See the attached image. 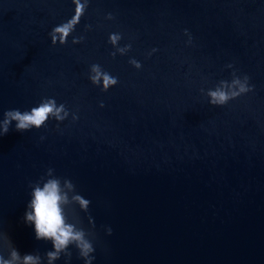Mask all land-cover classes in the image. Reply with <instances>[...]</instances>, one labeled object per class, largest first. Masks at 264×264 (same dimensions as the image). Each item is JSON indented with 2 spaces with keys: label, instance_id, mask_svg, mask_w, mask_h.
Returning a JSON list of instances; mask_svg holds the SVG:
<instances>
[{
  "label": "water",
  "instance_id": "obj_1",
  "mask_svg": "<svg viewBox=\"0 0 264 264\" xmlns=\"http://www.w3.org/2000/svg\"><path fill=\"white\" fill-rule=\"evenodd\" d=\"M75 16L73 0H0V120L49 98L68 112L0 136V254L47 264L24 215L52 169L89 201L65 212L91 264H264V0H86L52 44ZM93 65L117 83L93 85ZM233 76L251 90L209 104ZM68 251L53 264H85Z\"/></svg>",
  "mask_w": 264,
  "mask_h": 264
},
{
  "label": "clouds",
  "instance_id": "obj_2",
  "mask_svg": "<svg viewBox=\"0 0 264 264\" xmlns=\"http://www.w3.org/2000/svg\"><path fill=\"white\" fill-rule=\"evenodd\" d=\"M76 5V16L59 26L53 28L50 33L52 44L59 41L60 44L66 42L67 37L72 33L75 25L79 22V18L83 15L86 7V0L82 3L81 0H73ZM118 34H111L109 42L115 46L119 41ZM78 40L74 39L73 43ZM127 48H118L123 54ZM136 68L140 64L136 61H130ZM90 80L93 85H99L102 90L106 91L109 87L117 83L115 77L103 72L98 65L91 67ZM247 77L243 81L233 76L231 82L220 81L219 86L213 90H209L206 95L208 102L211 105L221 106L229 100L250 91L247 87ZM103 106V105H101ZM68 115L63 104L59 106L54 99H44L38 106L32 107L30 110L21 112L18 109L7 110L3 113V119L0 120V136L9 131L10 125L15 122L16 131H26L29 129H39L44 126L49 118H54L56 121L64 120ZM76 117L74 116L73 119ZM53 170L49 169L46 175L50 178L46 179L42 186L39 182L32 185L31 199L26 205L24 221L27 224L34 226L35 238L37 240L50 241L52 250L45 253L47 264H53L54 261L60 258L61 254L70 258L71 253L68 251L70 245H74L79 252V256L84 258L85 264H91L93 257L90 253L93 252V246L87 238L88 234L81 228L76 226V223L69 222L68 215L65 212L66 206L76 204L83 211H86L89 201L79 194L74 192V185L67 179L61 184L59 178L52 175ZM110 232V230H109ZM8 256L5 258L0 254V264H42L39 254H25L21 256L20 252L8 243Z\"/></svg>",
  "mask_w": 264,
  "mask_h": 264
}]
</instances>
